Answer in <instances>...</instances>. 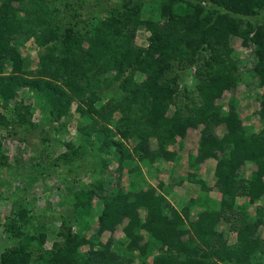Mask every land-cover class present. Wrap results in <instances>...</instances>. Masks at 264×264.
Here are the masks:
<instances>
[{"label": "trees", "instance_id": "1", "mask_svg": "<svg viewBox=\"0 0 264 264\" xmlns=\"http://www.w3.org/2000/svg\"><path fill=\"white\" fill-rule=\"evenodd\" d=\"M47 1L0 0V106L6 108L20 88L29 85L46 97L53 117L59 118L66 111L62 90L78 95L76 112L81 117L92 118L98 113L95 102L99 96L95 89L86 91L95 83L88 82L91 78L83 82V78L101 75L102 81L117 83L120 97L110 101V113L119 114L112 116L114 128L104 124L94 132L95 141L103 147L98 151L104 153L109 147L105 140L108 134L113 137L117 134L121 140L131 137L136 142L132 150L123 142H118L116 149L122 157L118 170L122 172L128 165L126 172L132 180V175L133 178L140 175L133 161L145 165L177 161L178 151L170 150L169 146L178 144V138L184 137L188 127L202 124L196 155L191 157L186 175L171 180L168 187L186 181L197 185L201 192L208 190L197 166L212 158L221 199L217 206L206 205L196 212L195 197L186 198L181 210L174 208L163 193L162 181L158 190L153 185L146 190L128 189L126 193L117 189L103 203L97 223L101 232L105 227L112 230L124 221L123 241L109 240L104 244L100 240L89 241L83 231L90 229V225L76 231L61 225L56 229L52 249L47 251H42L44 227L36 233L30 232L28 209L18 205L14 215L1 222L5 245L0 249V264H30L33 248L39 250V264H133L134 252L143 261V255L152 250L157 254L146 264H264V237L258 231L264 225V92L257 97L263 127L251 133L245 131L233 104L223 111L214 102L225 88L233 85L228 67L224 66L229 34L243 37L245 43L253 42L256 85L264 86V22L254 25L242 19L264 9V0H160L162 23L151 28L146 47L133 44L136 29L142 23L146 25L140 4L126 2L122 10H107L91 33L80 34L74 32V24L63 23L59 14L64 11L57 6L32 18L26 8L23 15L19 13L18 3H28L41 11ZM69 4L66 2L65 6ZM208 4L212 6L206 10ZM35 20L40 26L38 34L32 29L37 27ZM31 35L36 36L40 45L49 44L48 53L39 56L47 62L40 71L47 77L41 82L22 77L28 70L19 43L22 36ZM113 39L120 41V48L110 61L107 56ZM203 50L209 51V55H203ZM199 59L204 61L196 70L198 102H194L187 115L181 110L169 112L170 104L183 93L176 83L179 74L172 71L185 69ZM7 69L10 72L5 74ZM140 71L143 79L138 81L135 74ZM55 82L63 89L56 87ZM19 104L11 111L19 120L30 123L29 108ZM5 117L0 112V125L8 124ZM221 123L226 126V134L219 139L211 130ZM150 138L156 140L155 148H151ZM70 153L82 152L73 148ZM249 161L255 168L245 178L240 171ZM90 195V191L75 192L79 215L87 212L83 201H89ZM252 206L254 214L250 212ZM138 208L145 211V216H141ZM233 223H236V237L229 240L225 229ZM84 243L89 247L82 252L80 247ZM114 244L121 246L122 256Z\"/></svg>", "mask_w": 264, "mask_h": 264}, {"label": "rangeland", "instance_id": "2", "mask_svg": "<svg viewBox=\"0 0 264 264\" xmlns=\"http://www.w3.org/2000/svg\"><path fill=\"white\" fill-rule=\"evenodd\" d=\"M66 2L70 4L65 6ZM126 2L137 3L141 6V18L146 22V25L142 23L136 29L133 44L134 46L146 47L149 43L148 37L152 34L151 28L162 23L160 21V0H48L41 6V11L24 2L23 5L18 3V9L19 13L23 15L26 8L30 11L29 16L32 18L34 14H44L57 6L64 11V14H59V17L63 18L64 24L67 22L74 24L75 33L89 34L95 26L99 25L107 10H122ZM211 6L208 4L206 10H209ZM220 10L222 9L220 8ZM242 19L243 21H250L254 25L262 23L264 22V9L260 10L257 15L242 17ZM147 22H150L149 27ZM36 26L32 29L38 34L40 26L37 24ZM20 40L19 50L25 58V67L28 70L22 75L23 79L43 81L47 76L40 71L44 69V64L47 62L40 60L39 56L48 53L49 44L40 45L37 43L35 35L28 38L22 36ZM119 42L116 39L111 41V52L107 56L108 60L111 61L115 52L119 50ZM82 44L83 47L86 46V42ZM227 46L229 51L227 50L224 66L228 67L227 74L230 76L233 85L225 88L222 94L214 99V102L223 111H227L229 105L233 104L235 111L239 113L245 131L248 133L258 131L263 126L257 97L263 94L264 86L258 87L256 85L257 80L256 75H254L255 46L250 41L245 43L243 37L235 34L228 35ZM202 54L208 56L209 51L203 50ZM203 61V59H199L195 61L194 65L185 69L175 68L172 71L179 74L176 83L183 93L179 94L175 102L170 104L169 112L181 110L184 115H187L194 108V102H198L197 97H195L197 96L195 85L198 82L196 70ZM9 72L10 69H7L5 74ZM108 74L109 72L105 73V75ZM88 78H91L88 82H94L95 85H91L92 87L87 88L86 91L95 89L99 96L95 102L98 113L92 115V118L89 116L81 117L76 112L78 95L69 91L62 92L61 89L63 88L56 82L54 85L61 90L62 102L67 103L66 111L59 118L50 115L51 106L46 97L29 85L22 86L18 94L10 102L8 101L6 108L0 106V112L5 114L8 121V124L0 125V249L5 245L1 222H5L4 219L7 220V217L11 218L18 205H23L28 209L31 221L27 225V229L30 232L36 233L44 227L46 237L42 251H47L52 249L56 229H59L61 225V228L69 227L73 231L82 230L81 228L90 225V229H84L83 232L86 233L85 239H91L94 242L100 240L104 244L109 240L115 243H118L119 240L123 241L125 239L122 232V227L125 225L124 221L112 230L105 227L101 232L99 231L97 215L103 203L110 196H113L114 190L117 189L126 193L128 189L131 192L138 191L140 188L146 190L148 186L153 185L158 190L159 179L157 177L163 179L165 186L163 193L176 209L181 210L185 199L188 197L197 198L194 207L196 212L206 205L217 206L220 201L221 193L215 185L213 170L210 171L215 163L212 158L204 160L197 166V172L204 178L208 190L201 192L197 185L186 181L179 186L168 187L172 182L171 180L182 173L186 175L185 168L189 169L187 165L193 154L196 155L197 143L203 128L202 124L197 127H188L184 137L178 138L180 142L169 146L170 150L178 151L177 161L172 163L162 161L153 165L133 161V165L137 167L136 173L140 175L134 178L132 175V180L131 175L126 172L128 165L120 172L118 168L122 157L121 151L116 149V144L123 142L128 149L132 150L136 142L131 137L122 138V141L119 135L116 134L113 137L108 134L105 140L110 145L105 149L106 153H102L98 151V148H103L102 144L95 141L93 136L94 132L103 127L104 124L109 128H114L115 121L112 116L115 118L119 114L110 113V101L120 97L117 83L108 84L102 81L101 75L98 74L94 77H84L83 82H86ZM135 78L138 81L143 79L141 71L136 72ZM184 88L189 91L185 92ZM0 103L2 104V101ZM16 103L29 108L27 116L30 123L19 120L15 116L16 113L11 111ZM211 132L221 139L226 134V126L224 123L215 125ZM150 141L151 148H155L157 146L156 140L150 138ZM73 148L82 153L71 154ZM107 150H112L113 153L108 154ZM108 159L110 161L107 162ZM171 164L174 169L169 171V167H172ZM177 164L182 166L177 167ZM159 168L161 172L157 171ZM254 168L252 162H246L241 168V175L249 178ZM169 175L171 178L167 177ZM78 191L91 192L89 201H83L87 212L80 213V215L75 199V192ZM118 193L120 194V192ZM137 210L141 216H145L143 209L138 208ZM250 212L254 214L253 206L250 207ZM225 230L227 232L226 238L235 239L236 223H233L232 227H226ZM258 231L263 238L264 225H261ZM114 245L118 254L122 256L121 246ZM88 247L89 244L84 243L80 250L85 252ZM38 253L39 250L33 248L30 264H39ZM135 254L137 252H134V256L132 255L133 264H146L151 263L157 252L152 250L148 254L145 253L143 261L142 256L139 254L135 256Z\"/></svg>", "mask_w": 264, "mask_h": 264}, {"label": "crops", "instance_id": "3", "mask_svg": "<svg viewBox=\"0 0 264 264\" xmlns=\"http://www.w3.org/2000/svg\"><path fill=\"white\" fill-rule=\"evenodd\" d=\"M193 155H195V154H193ZM158 163H160V162H158ZM171 165H172V164H171ZM173 165H174V163H173ZM173 165H172V167H171V166L169 167V168H170V169H169V171H171L172 169H174ZM161 166H162V165H161ZM178 166H180V167H181L182 165H178V164H177V167H178ZM187 166H188V165H187ZM213 166H214V164H213ZM213 166H212V168L210 169V171H212V170H213ZM175 167H176V166H175ZM186 169H187V168H185V171H186ZM157 171H160V172H161V169L159 168ZM162 171H163V170H162ZM160 172H158V174H160ZM182 175H183V173H182ZM167 177L171 178V176H170V175H169V176H167ZM157 178L159 179V182H160V181H162V182H163V179H162L161 177H157ZM169 178H168V179H169ZM174 198H175V196H174ZM178 210H179V209H178Z\"/></svg>", "mask_w": 264, "mask_h": 264}]
</instances>
